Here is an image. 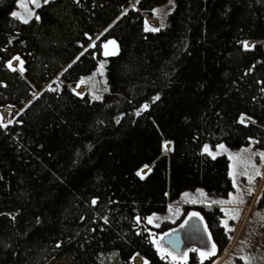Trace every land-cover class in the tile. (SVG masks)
<instances>
[{
	"label": "trees",
	"instance_id": "16d2710c",
	"mask_svg": "<svg viewBox=\"0 0 264 264\" xmlns=\"http://www.w3.org/2000/svg\"><path fill=\"white\" fill-rule=\"evenodd\" d=\"M165 1L47 0L25 22L0 0V264H195L155 241L170 219L146 216L232 188L204 142L264 146V0H175L150 27ZM110 40L109 89L77 91ZM204 213L223 240L221 209Z\"/></svg>",
	"mask_w": 264,
	"mask_h": 264
},
{
	"label": "rangeland",
	"instance_id": "374dc122",
	"mask_svg": "<svg viewBox=\"0 0 264 264\" xmlns=\"http://www.w3.org/2000/svg\"><path fill=\"white\" fill-rule=\"evenodd\" d=\"M45 1L47 0H36V3L40 5ZM174 6L175 0H166L156 5L153 8V16L146 18L147 24L150 27L166 24L168 13ZM13 13H18V17L27 20L37 15V6L32 3V0H17ZM111 42L114 41L110 40L105 44V55L100 58L98 65L91 72L83 75L81 83L76 87L77 91L87 90L92 96L101 97L102 93L109 89L106 53L116 49L115 42ZM11 64L19 67V59L14 58ZM0 119L3 122L9 121V108H0ZM256 141L257 138L251 136L247 143L240 146H230L224 141L215 144L209 141L204 142L203 150L209 154L215 156L224 153L228 156L232 188L221 196L211 195L202 186L185 188L177 197L169 201L165 210L153 211L146 216L147 221L151 219L154 225L166 219L173 222L171 228L155 236L157 244L168 252L169 256L177 258L175 251H180L179 248L171 247L169 244L172 240L169 234L173 232L171 229L178 221L182 204L185 202L217 203L224 210L222 222L228 229H232L231 238L233 239L231 246H228V252L221 259L222 264H264V196L263 189L260 190L261 184L264 185V146L258 145ZM167 147H170V143H167ZM146 169L144 168L143 172ZM202 234L203 242L208 243L206 233L202 232ZM138 255L143 257L135 254L132 257L134 264H136L135 257ZM47 264H70V257L66 255L60 259H52Z\"/></svg>",
	"mask_w": 264,
	"mask_h": 264
},
{
	"label": "flooded vegetation",
	"instance_id": "af4514ba",
	"mask_svg": "<svg viewBox=\"0 0 264 264\" xmlns=\"http://www.w3.org/2000/svg\"><path fill=\"white\" fill-rule=\"evenodd\" d=\"M208 207H218L222 211L221 224L224 230L223 240L219 241L216 239L212 226L207 217H205L204 211L205 208ZM223 212L224 210L217 203L185 202L182 204L178 221L171 229L173 232L169 234L172 236V240L169 241L171 247H177L180 250L179 252L174 250L176 255H178L176 260L180 262H188L193 258L195 264L223 263V260L221 259L228 252V248L231 246L233 240L231 238L232 229H228L222 222L224 216ZM193 213L198 215H193ZM189 220L190 223H188ZM202 232L206 233L208 243L203 242ZM202 253L204 255H202Z\"/></svg>",
	"mask_w": 264,
	"mask_h": 264
},
{
	"label": "snow or ice",
	"instance_id": "6c2138e0",
	"mask_svg": "<svg viewBox=\"0 0 264 264\" xmlns=\"http://www.w3.org/2000/svg\"><path fill=\"white\" fill-rule=\"evenodd\" d=\"M32 3H33V4H36V6L39 7V4L36 3V0H32ZM24 6L26 7V5H24ZM13 15H14V16H18L19 14H18V13H13ZM37 19H39V17H37ZM25 22H27V20H25ZM154 30H158V29H154ZM111 43H114V42H111ZM92 46L94 47V45H92ZM106 54H107V53H106ZM17 59H18V58H17ZM145 108H147V105H145ZM241 122H243V118H242ZM164 147H165V149H167V145H165ZM205 150H207V148H206ZM138 174H139V173H138ZM93 203H95V201H93ZM193 215H198V214L193 213ZM149 223H151V219H149ZM213 247H214V246H213ZM202 255H204V254L202 253Z\"/></svg>",
	"mask_w": 264,
	"mask_h": 264
},
{
	"label": "bare ground",
	"instance_id": "6f19581e",
	"mask_svg": "<svg viewBox=\"0 0 264 264\" xmlns=\"http://www.w3.org/2000/svg\"><path fill=\"white\" fill-rule=\"evenodd\" d=\"M144 260L145 259L143 257L139 256V255L135 257L136 264H143Z\"/></svg>",
	"mask_w": 264,
	"mask_h": 264
},
{
	"label": "crops",
	"instance_id": "0c3cea01",
	"mask_svg": "<svg viewBox=\"0 0 264 264\" xmlns=\"http://www.w3.org/2000/svg\"><path fill=\"white\" fill-rule=\"evenodd\" d=\"M142 256L146 259L144 263H147L148 262V258L145 255H142Z\"/></svg>",
	"mask_w": 264,
	"mask_h": 264
}]
</instances>
